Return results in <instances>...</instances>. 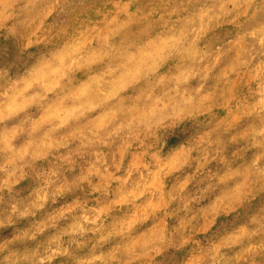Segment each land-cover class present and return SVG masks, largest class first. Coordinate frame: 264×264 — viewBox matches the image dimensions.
<instances>
[{"label":"clouds","instance_id":"9594fccd","mask_svg":"<svg viewBox=\"0 0 264 264\" xmlns=\"http://www.w3.org/2000/svg\"><path fill=\"white\" fill-rule=\"evenodd\" d=\"M0 264H264V0H0Z\"/></svg>","mask_w":264,"mask_h":264}]
</instances>
